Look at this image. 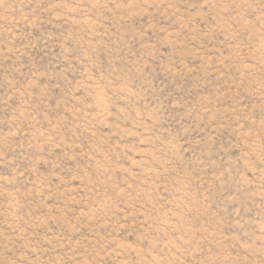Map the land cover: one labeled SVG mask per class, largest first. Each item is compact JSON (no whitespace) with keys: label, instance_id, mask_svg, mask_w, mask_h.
Wrapping results in <instances>:
<instances>
[{"label":"rangeland","instance_id":"rangeland-1","mask_svg":"<svg viewBox=\"0 0 264 264\" xmlns=\"http://www.w3.org/2000/svg\"><path fill=\"white\" fill-rule=\"evenodd\" d=\"M0 264H264V0H0Z\"/></svg>","mask_w":264,"mask_h":264}]
</instances>
